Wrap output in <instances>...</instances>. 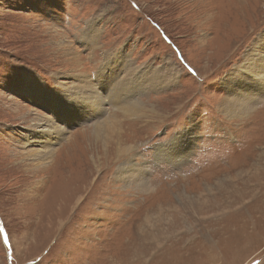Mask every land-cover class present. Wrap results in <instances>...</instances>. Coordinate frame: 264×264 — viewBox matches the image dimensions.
<instances>
[{
	"label": "rangeland",
	"instance_id": "1",
	"mask_svg": "<svg viewBox=\"0 0 264 264\" xmlns=\"http://www.w3.org/2000/svg\"><path fill=\"white\" fill-rule=\"evenodd\" d=\"M262 34L264 0H0V264H264V101L245 120L219 108L223 83ZM88 35L98 36L91 52L82 44ZM63 40L83 69L67 63ZM123 54L141 71L172 61L180 74L171 89L139 96L154 117L110 106L133 151L118 154L110 141L119 160L101 161L98 171L91 157L104 158L105 147L92 136L94 122L67 125L60 113L58 127L68 131L56 148L64 147L61 167L35 177L23 149L26 128L56 116L33 101L27 77L67 96L60 73L95 78ZM71 99L80 113L86 99ZM188 133L191 148L167 153ZM130 159L145 170L146 186L119 177ZM88 168L87 190L62 212L63 229H52L44 219L75 187L68 177L80 169L87 177ZM52 181L58 194L38 204Z\"/></svg>",
	"mask_w": 264,
	"mask_h": 264
},
{
	"label": "bare ground",
	"instance_id": "2",
	"mask_svg": "<svg viewBox=\"0 0 264 264\" xmlns=\"http://www.w3.org/2000/svg\"><path fill=\"white\" fill-rule=\"evenodd\" d=\"M97 21L98 20H94L93 24L95 25ZM91 24L92 23L89 25L90 28L92 27ZM56 34L59 35L58 33ZM87 37L90 38L84 37V42H82V44L86 46L90 52L96 50L98 47V36L88 35ZM258 38L259 41L255 42L254 44L252 43L253 46L248 50L247 55H244V58L242 59L244 62L238 66L239 69L236 68V70L229 76L225 83H223V86L227 91V98H225L222 104L219 105V108L228 118L237 117L243 120L249 119L251 118L250 114L254 113L253 110L255 107L264 101V35H259ZM205 39L206 37H204L203 42H205ZM60 45H62V50L64 52L67 50L66 53L71 56L67 63L72 64L76 69H83L81 55L79 53H74L75 51L73 46H68L67 43L65 44L64 40L60 43ZM134 63L135 62H132L127 54H123V56L116 60V62H114L112 65L107 67L105 66L106 68L104 73L102 75H100L101 73L98 74V76L95 78L84 75L85 73L77 75L75 72L66 73L64 71L60 73L61 75H58L61 76H59L60 79L68 80V83H66L68 85L67 89H70L69 91H71L72 94L67 96L48 94L43 87L41 88L39 85V80L35 76L27 77L26 91L30 93L33 101L36 104L44 107L51 116H56L55 120H52L51 117L46 118L43 116H38L36 120H32L34 124L29 125V128H26L27 135L24 140L25 142L23 144V149L26 150L24 153H26L27 156L33 158L32 163L36 168L35 177L41 174L45 175L48 171H52L53 169H58L61 164L60 161L58 162L57 158L59 156V152L64 149V147L59 149L56 148L59 141L67 135L68 131H64L58 127L62 122V120H60L61 122L57 121V119L62 118L60 113H62L64 116L63 123H67V125L77 122V120L78 123H80L81 120H89L94 122L92 136L97 139V141L103 142L105 147L104 158L103 155L98 156L97 154L95 157H91L93 166H95V168H99L98 171L102 172V170H104L101 161L105 162L106 164L109 162V160H113V162H117L119 160H114L113 156L110 154V141L113 142L115 148L114 150H117L116 152L118 154H122L124 152L129 155V153L133 151L134 147L126 140L127 138L125 136L124 130L117 123H115L114 120H112V116H110L111 113H109L110 106L114 107V109L122 111V114L127 115V117L142 118L148 117L150 114L154 117L157 111L155 109L147 108L148 105H146L142 99L140 100L139 96L145 92L153 91L157 93L166 91L167 89L169 90L170 87L172 88L174 85H176V79L180 76L176 67L177 65H175L172 61L166 62L160 70L157 68L152 69L146 66L144 69H142V71L140 70L139 66H134ZM122 64V67H117V65L120 66ZM112 76L117 77L113 83L117 82L118 79H121L120 83L115 84L114 89L112 88ZM43 90L45 92L44 94ZM72 97H83L86 99L82 103V110L80 113L75 112V109L79 107L80 104L78 105L74 99H71ZM107 113H109V115H106ZM136 123L139 124V122ZM191 135V133H188L182 136V141H179L180 145L177 141L174 146H179L175 150L172 148V146H169V151L167 153H179L178 148L181 146L191 148ZM75 139L76 138H73L70 143H73ZM91 145L93 144L91 143ZM39 146L45 148L42 149L39 148ZM91 148L96 149L95 145L94 147L91 146ZM56 150L58 151L55 154ZM81 152H83V150ZM158 154H161V151L158 150ZM55 157L56 160L54 159ZM73 161L74 159L71 160V162ZM122 166L123 167L119 168V177L123 175L129 180H132V182L146 186L144 174L145 170H143L142 167L138 165V163L130 159L126 163H123ZM70 167L71 165L68 167L69 173ZM89 170L90 168L87 169V177L84 169H80L76 173H73L72 176L68 177L69 180L71 179L70 181L75 187L71 189L72 192L66 190V193H69V195L60 194L61 201H57H59L58 207H61V209L59 212L57 211L58 213H54L53 216L49 214L47 218L44 219L52 220L53 223L51 224H54L52 229H55V223H57L56 230L61 231L63 229L62 225L65 224L67 220H65L62 212H67L69 210L70 204H72L73 200L76 199L77 201L72 207L74 208V206L78 203V200H80L84 194L83 192L87 190L88 181L91 175ZM52 176H54L53 173ZM82 182L84 184L81 186ZM57 186L59 185L55 184L54 182L53 184H50V192L49 190H45L44 198H41L42 200L38 204H44L46 194H49V197L50 195L52 196L58 194ZM55 190H57L56 193ZM47 203H50V201L46 202V204ZM42 217H44V215H42Z\"/></svg>",
	"mask_w": 264,
	"mask_h": 264
},
{
	"label": "snow or ice",
	"instance_id": "3",
	"mask_svg": "<svg viewBox=\"0 0 264 264\" xmlns=\"http://www.w3.org/2000/svg\"><path fill=\"white\" fill-rule=\"evenodd\" d=\"M0 231H2V229H0ZM4 242H5V244L8 243V235L7 234L4 235Z\"/></svg>",
	"mask_w": 264,
	"mask_h": 264
}]
</instances>
